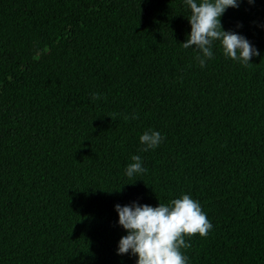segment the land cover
<instances>
[{
    "label": "trees",
    "instance_id": "trees-1",
    "mask_svg": "<svg viewBox=\"0 0 264 264\" xmlns=\"http://www.w3.org/2000/svg\"><path fill=\"white\" fill-rule=\"evenodd\" d=\"M189 15L184 0H0V264H135L115 254L113 206L182 194L213 225L185 237L188 264H264V0L221 17L258 50L247 65L215 42L201 68ZM149 128L165 139L141 152ZM132 155L147 171L130 178Z\"/></svg>",
    "mask_w": 264,
    "mask_h": 264
},
{
    "label": "clouds",
    "instance_id": "clouds-1",
    "mask_svg": "<svg viewBox=\"0 0 264 264\" xmlns=\"http://www.w3.org/2000/svg\"><path fill=\"white\" fill-rule=\"evenodd\" d=\"M184 3L190 11L187 19L190 32L181 45L185 49L192 48L196 53L194 59L201 68L213 58L215 42H219L226 58L242 65L251 64L250 61L259 54L245 36L224 30L221 25V17L227 9H237L241 3L252 5L254 0H184ZM91 98L100 99L102 94L93 92ZM164 139L161 132L149 128L139 136L143 146L140 151L155 150ZM130 159L132 163L124 170L127 177L147 171L140 155H132ZM113 211L117 226L125 233L116 245L115 254L135 257V264H188V257L182 251L190 247L185 237H204L213 227L199 201L189 194L158 203L155 207L135 201L124 206L116 204Z\"/></svg>",
    "mask_w": 264,
    "mask_h": 264
}]
</instances>
